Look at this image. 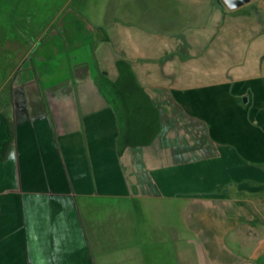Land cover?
Wrapping results in <instances>:
<instances>
[{
  "label": "crops",
  "instance_id": "obj_1",
  "mask_svg": "<svg viewBox=\"0 0 264 264\" xmlns=\"http://www.w3.org/2000/svg\"><path fill=\"white\" fill-rule=\"evenodd\" d=\"M111 2L107 18L122 25L89 26L86 37L121 32L126 51L154 52L138 58L157 72L158 52L173 50L157 30L176 24L177 0ZM3 36L0 264H116L119 254L124 264H264V46L228 75L191 60L170 86L126 56L101 85L98 38L73 44L90 62L76 56L71 76L66 46L30 65L36 43H25L17 64L3 57L17 40ZM119 60L158 110L149 143L124 142L110 91Z\"/></svg>",
  "mask_w": 264,
  "mask_h": 264
},
{
  "label": "rangeland",
  "instance_id": "obj_2",
  "mask_svg": "<svg viewBox=\"0 0 264 264\" xmlns=\"http://www.w3.org/2000/svg\"><path fill=\"white\" fill-rule=\"evenodd\" d=\"M9 1H13V4ZM111 1L4 0L0 4L2 34L5 38L17 40L11 46L12 50L4 47V59L14 58V63L19 64L25 54V43H36L28 62L31 65L38 58H50L53 55V48L60 44L66 46L67 73L72 76L76 72L73 62L76 56L81 58L77 60L78 63L90 62L86 56L89 52L80 53L70 50L73 44L81 41L87 43L90 48L92 39L95 41L98 38L102 43L96 51V59L99 70L104 71L102 79L112 80L110 67H114L118 58L133 56L137 63L144 64L147 61V64H150V67L147 66L145 69L150 74L151 80L158 83L161 70L164 80L159 83L170 86L174 85L171 79L176 74H185L186 70L193 68L188 67V62L191 60L205 59L206 66L200 67L201 69L216 75L220 71L227 72L226 75H228L235 68H241L246 63L253 62L255 58L253 50L264 46V0H256L237 10H230L223 3H221L223 6L218 4L219 0H177L176 24L157 30L163 31L164 42L172 46L173 50L158 52L166 57L164 56L165 59L156 72L155 67L152 66L154 60L138 58V56H145L143 55L145 52L148 57H152L149 55L152 52L126 51L122 47L124 36L121 32L112 35L111 42H107V36L101 32L98 36L94 35L92 39L90 36L86 37L85 33L89 26H102L108 21H113L115 26L122 25L121 18L114 20L107 18L112 5ZM121 12L120 8L115 15L121 16ZM109 15L112 14L109 13ZM101 29L99 27L100 31ZM158 36L151 35L148 39L155 40ZM172 54L178 55V60H172L174 59ZM10 69L12 68L9 66H3L4 73ZM37 71L40 73L39 67L36 68ZM21 72L20 70L19 73ZM104 79L101 85H105ZM115 256L118 261L116 264L125 263L123 254Z\"/></svg>",
  "mask_w": 264,
  "mask_h": 264
},
{
  "label": "trees",
  "instance_id": "obj_3",
  "mask_svg": "<svg viewBox=\"0 0 264 264\" xmlns=\"http://www.w3.org/2000/svg\"><path fill=\"white\" fill-rule=\"evenodd\" d=\"M117 67L119 77L111 84L110 91L120 105L118 117L121 124L124 123V142L131 145L149 143L158 130V110L138 82L131 66L119 60Z\"/></svg>",
  "mask_w": 264,
  "mask_h": 264
},
{
  "label": "water",
  "instance_id": "obj_4",
  "mask_svg": "<svg viewBox=\"0 0 264 264\" xmlns=\"http://www.w3.org/2000/svg\"><path fill=\"white\" fill-rule=\"evenodd\" d=\"M230 10H237L255 0H222Z\"/></svg>",
  "mask_w": 264,
  "mask_h": 264
},
{
  "label": "flooded vegetation",
  "instance_id": "obj_5",
  "mask_svg": "<svg viewBox=\"0 0 264 264\" xmlns=\"http://www.w3.org/2000/svg\"><path fill=\"white\" fill-rule=\"evenodd\" d=\"M4 2V0H0V4H2ZM9 2H11L12 4H13V1H9ZM2 28L0 27V30H1ZM59 45V44H58ZM39 59V58H38ZM38 59L36 60V61H38ZM45 59V58H44ZM40 61H43V59H39Z\"/></svg>",
  "mask_w": 264,
  "mask_h": 264
}]
</instances>
